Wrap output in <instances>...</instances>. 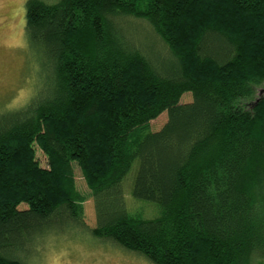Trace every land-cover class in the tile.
I'll return each mask as SVG.
<instances>
[{"label":"trees","instance_id":"16d2710c","mask_svg":"<svg viewBox=\"0 0 264 264\" xmlns=\"http://www.w3.org/2000/svg\"><path fill=\"white\" fill-rule=\"evenodd\" d=\"M140 20L152 52L125 29ZM25 35L46 74L0 111V264H24L51 226L84 223L75 165L100 238L154 264L264 257V0H27ZM136 160L132 194L157 217L128 211Z\"/></svg>","mask_w":264,"mask_h":264},{"label":"rangeland","instance_id":"374dc122","mask_svg":"<svg viewBox=\"0 0 264 264\" xmlns=\"http://www.w3.org/2000/svg\"><path fill=\"white\" fill-rule=\"evenodd\" d=\"M26 8L27 0H0V111L24 106L45 79V56L41 50L32 48L26 40ZM136 25L126 26L125 29L147 50L151 45L159 48L160 44L154 40L155 33L146 23L140 20L136 21ZM146 29L150 32H146ZM171 63L173 60L167 56L161 67L169 68ZM262 87L264 86L259 87V93ZM192 100L190 92L181 98L183 103ZM167 119L168 113L165 111L151 121V129H161ZM36 148L41 165L47 167L46 155L38 146ZM138 164L139 161L136 160L123 182L126 205L131 213L154 218L160 214L159 205L136 198L132 194ZM75 177L78 189L86 196L83 203L84 223L57 224L51 226L49 229L53 230L43 237L26 242L27 248L19 252L24 264H154L138 252L93 234L91 229L98 225L95 200L77 165ZM20 206L26 208L27 204L22 203ZM252 264H264V257L255 256Z\"/></svg>","mask_w":264,"mask_h":264},{"label":"water","instance_id":"95a60500","mask_svg":"<svg viewBox=\"0 0 264 264\" xmlns=\"http://www.w3.org/2000/svg\"><path fill=\"white\" fill-rule=\"evenodd\" d=\"M264 92V88L261 90V93H263Z\"/></svg>","mask_w":264,"mask_h":264}]
</instances>
